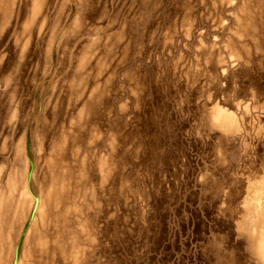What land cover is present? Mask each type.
I'll return each mask as SVG.
<instances>
[{
	"label": "rangeland",
	"instance_id": "rangeland-1",
	"mask_svg": "<svg viewBox=\"0 0 264 264\" xmlns=\"http://www.w3.org/2000/svg\"><path fill=\"white\" fill-rule=\"evenodd\" d=\"M78 2L0 0V264H120L144 243L146 264H264V0ZM137 43L140 105L118 115ZM157 111L180 131L149 134ZM122 166L151 169L134 207L96 188Z\"/></svg>",
	"mask_w": 264,
	"mask_h": 264
},
{
	"label": "clouds",
	"instance_id": "clouds-1",
	"mask_svg": "<svg viewBox=\"0 0 264 264\" xmlns=\"http://www.w3.org/2000/svg\"><path fill=\"white\" fill-rule=\"evenodd\" d=\"M83 0H80L76 4L77 9L83 8ZM105 15H108L107 10L105 9ZM80 16V12L78 11V17ZM103 18V17H101ZM143 17H141L142 19ZM86 24L87 21H84ZM141 50V45L137 43L135 45V49L133 55L128 57L127 59L121 58V61L118 63V70L114 71L113 79L119 84V87L116 91L119 93L114 100L112 108L116 110L117 114L126 113L130 107H139L140 105V95L142 94V87L139 81V68L140 64L137 62L136 58L139 57ZM19 72V67L12 69L9 73L8 77L5 78L6 82L11 83L15 80L17 74ZM125 82L129 85V87L125 88ZM215 82V79L213 80ZM135 97V101L130 103L131 98ZM201 102L206 103V98L201 96ZM90 104H96L97 98L92 96L89 97ZM179 108V105H177ZM108 114L112 115V109H109ZM193 118L196 113H192ZM179 118L183 119V114H179ZM149 123L151 125L149 129V134L155 132V134L159 137H170L177 134L180 131V127L178 124V120H174L169 117V114L166 111H157L153 114H150ZM207 134L206 132L204 133ZM255 163H259L264 166V158L256 160L254 158ZM113 171H116L115 164H113ZM151 169L148 170H140V169H131L129 170L127 167L122 166L119 170L120 182L117 186L114 182L110 183V177L106 173L100 179L96 185V188L99 191L101 199H107L108 196L113 197V199L123 198L125 204L128 207H134V205L129 204L128 202L131 200H135L137 203H142V198L146 196L147 186L145 185V181L151 178L150 176ZM93 207L99 213L100 205L94 204ZM119 209L115 212H112L109 219L115 217L118 213ZM107 246V245H106ZM149 251V246L147 243H144L143 246L140 244H136L135 246H130L129 254L120 261V264H146V253Z\"/></svg>",
	"mask_w": 264,
	"mask_h": 264
}]
</instances>
